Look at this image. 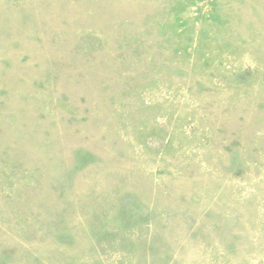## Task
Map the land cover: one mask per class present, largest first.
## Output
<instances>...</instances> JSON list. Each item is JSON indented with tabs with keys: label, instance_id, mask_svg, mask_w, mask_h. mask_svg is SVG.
I'll return each mask as SVG.
<instances>
[{
	"label": "rangeland",
	"instance_id": "obj_1",
	"mask_svg": "<svg viewBox=\"0 0 264 264\" xmlns=\"http://www.w3.org/2000/svg\"><path fill=\"white\" fill-rule=\"evenodd\" d=\"M0 264H264V0H0Z\"/></svg>",
	"mask_w": 264,
	"mask_h": 264
}]
</instances>
